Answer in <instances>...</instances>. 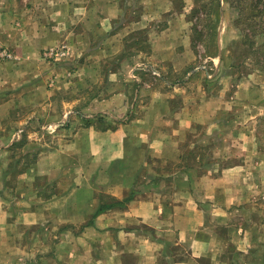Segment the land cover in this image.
<instances>
[{"label": "crops", "instance_id": "obj_1", "mask_svg": "<svg viewBox=\"0 0 264 264\" xmlns=\"http://www.w3.org/2000/svg\"><path fill=\"white\" fill-rule=\"evenodd\" d=\"M158 1L0 0V44L15 55L0 60V123L21 106L39 111L49 46L66 42L72 56L53 63L60 76L45 94L96 84L78 106L63 104L66 121L47 124L57 128L47 141L31 123L33 159L15 183L11 159L0 163V264H231L232 252L248 257L263 241V89L169 73L191 49L180 20L149 26L146 63L158 74L131 78V94L130 75L118 78L135 63L117 58L135 32L170 11L148 13Z\"/></svg>", "mask_w": 264, "mask_h": 264}, {"label": "rangeland", "instance_id": "obj_2", "mask_svg": "<svg viewBox=\"0 0 264 264\" xmlns=\"http://www.w3.org/2000/svg\"><path fill=\"white\" fill-rule=\"evenodd\" d=\"M157 4L158 8L155 7V4L152 6L147 3V12L165 9H169L170 11L149 20L146 35L142 31H136L135 37L137 39L131 40L126 50H123L121 55L117 56V58H121L123 57L122 54H128L124 58L132 59L131 57H135V59L133 58L135 60L134 64L130 66L125 65V72L122 67L119 68L120 72H117L118 78H127L130 75V94L133 93L132 89L135 88V86L133 87L134 82H132L131 78L136 81L138 79L147 80L148 69H150L152 74H158L157 69L148 67L146 63L149 55V26L151 27L150 30H158L160 26L170 25L169 23L172 26L177 25V20L184 22V27L187 31L186 35L187 33L190 34L191 49L188 51V54L181 55L185 60L184 64H181L183 65L182 68L177 72L172 68L169 73L178 77L184 75L183 73L182 75L179 73L185 69L188 72H195L198 76L202 74L205 80L214 82H217L220 79L219 77H222V79L229 77L230 83L233 85L232 88H235L242 80L245 87L241 89H244L246 92H250L254 96L255 92L259 91V89H263L264 92V77L262 76L264 74V68H262L264 67V7L262 4H256L255 0H159ZM170 12H175L176 15L171 16ZM180 13L183 16H180ZM208 21L211 22V25L208 24ZM198 32H200V35ZM133 36L134 34H131V38ZM0 46L7 48L2 44ZM7 49L12 54V57L10 59L0 57L1 61L15 59L13 50ZM71 56L72 54L67 59L59 61H45L42 59L44 63L40 65V69L45 74L49 73V76H44L45 81L41 84L43 91L41 90L42 96L39 111L31 115V112H27L25 106H21L8 111L7 118L5 117L0 123V148L12 139L4 157L0 158V163L6 157L11 159V161L8 159L10 161L8 169L12 173L11 180L13 183H15L13 181L14 176L24 171L27 165L30 164V160L33 159L34 153L31 149L35 145H32L29 141L31 137L29 134L31 133L27 134V129H30L31 123L33 121L36 122V133L34 135L38 134L43 141H47V139L52 137L51 135L57 132V128L51 129L47 124L61 119L63 104L73 102L75 103L73 104L74 107L80 103L81 99L79 95L83 91L79 87V83H77L76 87L73 86L68 90L66 87L54 89V92L50 96L45 94V90H49L50 86H54L56 77L60 76L56 68L58 64L54 65L53 63L67 61ZM46 64L54 66L53 68L56 72L50 73L51 69L48 70ZM164 68L168 70L169 65ZM62 71V75L66 76L72 73L68 67ZM249 74L252 75L249 77ZM216 84L221 85L219 82ZM121 85L123 83H119L117 87ZM99 86L101 87L102 94L106 92V81H103ZM95 87L96 84H93L91 89L85 90L86 92L83 93L86 95L93 94ZM125 91L127 93V88H125ZM13 92L12 90H7L4 96L9 97ZM1 96L3 95H0V101ZM34 116H37L38 122L37 119H33ZM65 121V118L62 117L60 122ZM29 124L30 126L27 128L26 125ZM43 125H45L44 128ZM58 130L63 131V129ZM262 147L264 151V145ZM40 180L41 178L39 182ZM262 201L264 202V199ZM261 217L264 219V215ZM258 233L263 238V241L255 247L251 246L247 250L248 257L241 258L239 257V251L232 252L230 257L231 264H264V225L260 230L258 229ZM232 251H235V249H232ZM217 260L221 262L223 258H218ZM201 262L207 264L208 259L204 258Z\"/></svg>", "mask_w": 264, "mask_h": 264}, {"label": "built area", "instance_id": "obj_3", "mask_svg": "<svg viewBox=\"0 0 264 264\" xmlns=\"http://www.w3.org/2000/svg\"><path fill=\"white\" fill-rule=\"evenodd\" d=\"M71 53L72 51L70 46L65 42L45 48L42 53H40V57L45 61H59L67 59L71 55ZM0 57L3 59H10L12 57V54L7 48L0 46Z\"/></svg>", "mask_w": 264, "mask_h": 264}, {"label": "trees", "instance_id": "obj_4", "mask_svg": "<svg viewBox=\"0 0 264 264\" xmlns=\"http://www.w3.org/2000/svg\"><path fill=\"white\" fill-rule=\"evenodd\" d=\"M255 3H256V4H262V6L264 7V1H263V0H255ZM208 17H209V16H208ZM208 24L211 25V22L208 21ZM198 34L200 35V32H198ZM262 68H264V67H262ZM86 121H89V120L87 119ZM127 199H128V198H127ZM127 199H126V200H127ZM112 205H113V204H111V205H103V206H99V207L97 208V210L94 212V215H96V214H98L99 212H101V211H103V210H105V209L111 207Z\"/></svg>", "mask_w": 264, "mask_h": 264}]
</instances>
